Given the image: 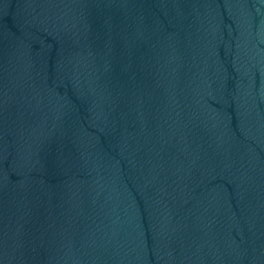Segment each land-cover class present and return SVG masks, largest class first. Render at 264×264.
Listing matches in <instances>:
<instances>
[{
  "label": "water",
  "instance_id": "95a60500",
  "mask_svg": "<svg viewBox=\"0 0 264 264\" xmlns=\"http://www.w3.org/2000/svg\"><path fill=\"white\" fill-rule=\"evenodd\" d=\"M0 264H264V0H0Z\"/></svg>",
  "mask_w": 264,
  "mask_h": 264
}]
</instances>
